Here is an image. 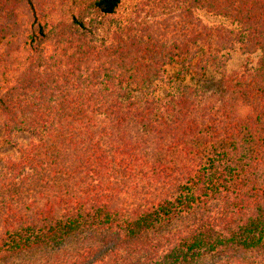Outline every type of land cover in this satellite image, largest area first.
Here are the masks:
<instances>
[{
	"label": "trees",
	"instance_id": "trees-1",
	"mask_svg": "<svg viewBox=\"0 0 264 264\" xmlns=\"http://www.w3.org/2000/svg\"><path fill=\"white\" fill-rule=\"evenodd\" d=\"M122 3L0 0V131L39 138L0 175V264H264V0H150L98 42ZM236 45L254 70L156 103Z\"/></svg>",
	"mask_w": 264,
	"mask_h": 264
},
{
	"label": "rangeland",
	"instance_id": "rangeland-1",
	"mask_svg": "<svg viewBox=\"0 0 264 264\" xmlns=\"http://www.w3.org/2000/svg\"><path fill=\"white\" fill-rule=\"evenodd\" d=\"M150 0H123V3L114 15L109 17H99L96 23L100 25L97 33V41L109 40L110 33L114 26L131 17H139L140 20H151L153 17L148 15V10L151 9ZM145 8V9H143ZM159 14V11H155ZM199 17L209 25H224L234 27L228 20L217 16H212L199 11ZM229 60L225 67L217 72L208 66L204 71H196L194 66L200 60L207 59L210 51L206 47L197 49L195 57L191 59H181L167 64L163 69V77L156 82L154 98L156 103L160 105L163 101L172 96L180 87H194L201 89L206 95L219 94L222 89L223 75L230 74L239 70H254L257 67L259 52L252 55H242L238 50V45L229 53ZM138 99H143V94H136ZM39 138L32 133L25 131H14L11 135H6L0 131V175L4 170V163L9 158H19V146H26L31 143H36Z\"/></svg>",
	"mask_w": 264,
	"mask_h": 264
}]
</instances>
